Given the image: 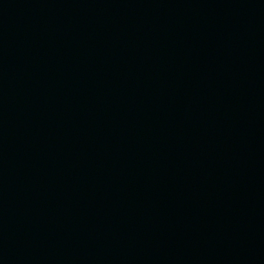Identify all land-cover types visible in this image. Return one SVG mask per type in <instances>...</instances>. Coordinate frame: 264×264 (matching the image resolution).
Returning <instances> with one entry per match:
<instances>
[{
    "label": "water",
    "instance_id": "water-1",
    "mask_svg": "<svg viewBox=\"0 0 264 264\" xmlns=\"http://www.w3.org/2000/svg\"><path fill=\"white\" fill-rule=\"evenodd\" d=\"M0 264H264V0H0Z\"/></svg>",
    "mask_w": 264,
    "mask_h": 264
}]
</instances>
